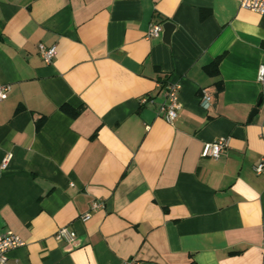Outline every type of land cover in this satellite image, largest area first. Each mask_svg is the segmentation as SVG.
I'll return each mask as SVG.
<instances>
[{"label": "crops", "instance_id": "1", "mask_svg": "<svg viewBox=\"0 0 264 264\" xmlns=\"http://www.w3.org/2000/svg\"><path fill=\"white\" fill-rule=\"evenodd\" d=\"M240 2L0 0V233L25 242L9 264H264V15ZM166 22L169 41L147 37ZM158 79L180 87L172 123Z\"/></svg>", "mask_w": 264, "mask_h": 264}, {"label": "built area", "instance_id": "2", "mask_svg": "<svg viewBox=\"0 0 264 264\" xmlns=\"http://www.w3.org/2000/svg\"><path fill=\"white\" fill-rule=\"evenodd\" d=\"M240 6L243 9L260 15H264V0H241ZM162 31L163 27L161 24H152L148 31L147 37L158 38L161 35ZM38 51L41 58L46 64H51L57 55L56 46L46 47L43 44H39ZM257 79L264 90V64L259 67ZM179 90L180 87L178 84L167 83L165 87L166 102L161 107V113L169 123H172L175 120L180 108ZM10 91V84L0 85V101L6 100L9 96ZM212 101V96L208 93V91L204 90L201 95V106L204 109H209ZM140 102L141 104H146L148 102L147 97L141 98ZM227 145V138H220L214 142L205 143L202 151V157L218 159L225 152ZM10 158V154L6 155L3 158L1 163L2 169L6 167L7 162ZM254 170L258 176L264 177V153L262 154L260 161L256 164ZM103 205L104 204L101 202H94L91 206V211L83 215L81 220L83 222L89 221L92 218V213L102 208ZM56 238L58 240L72 242L76 239V233L73 230L64 227L57 231ZM24 245L25 242L22 240V238L14 232L8 231L6 233H0V264H9L8 253ZM121 264H138V262L135 259H129Z\"/></svg>", "mask_w": 264, "mask_h": 264}, {"label": "trees", "instance_id": "3", "mask_svg": "<svg viewBox=\"0 0 264 264\" xmlns=\"http://www.w3.org/2000/svg\"><path fill=\"white\" fill-rule=\"evenodd\" d=\"M223 56H220L218 58H216L210 65L206 66L205 72L209 75V76H218L219 75V65L222 61ZM159 82L162 84V86H164V88L167 85V81L166 80H160L158 79ZM219 91L222 90V84L220 83L218 85ZM61 110L66 113L67 115L73 117V118H77L80 114H81V110L78 109H73L67 105H63L61 107ZM46 117H41V119L37 122V129L40 128L44 121H45ZM96 136V133L93 135V137Z\"/></svg>", "mask_w": 264, "mask_h": 264}, {"label": "water", "instance_id": "4", "mask_svg": "<svg viewBox=\"0 0 264 264\" xmlns=\"http://www.w3.org/2000/svg\"><path fill=\"white\" fill-rule=\"evenodd\" d=\"M173 28H174V24L171 22H166L163 24V31H164L163 36L165 41H169Z\"/></svg>", "mask_w": 264, "mask_h": 264}]
</instances>
